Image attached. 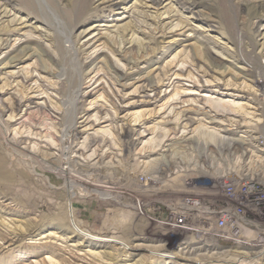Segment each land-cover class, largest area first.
<instances>
[{"label": "rangeland", "instance_id": "obj_1", "mask_svg": "<svg viewBox=\"0 0 264 264\" xmlns=\"http://www.w3.org/2000/svg\"><path fill=\"white\" fill-rule=\"evenodd\" d=\"M77 1L58 3L69 9ZM24 8L21 0H0V39L6 40L0 41V155L3 167H14L15 179L9 185L11 176L0 178V264H264L250 256L264 244L250 241L251 230L245 237L238 227H223L229 219L223 215L205 225L175 222V211L164 206L184 191L196 192L209 211L243 214L259 235L264 203L246 208L244 201L211 202L208 194L221 193L213 177L192 179L196 175L189 173L191 180L180 183L175 167L169 173L170 167L161 168L154 189L144 186L145 170L160 156L172 157L177 147L183 154L201 153L193 142L198 129L238 140L264 136V78L256 73L264 67V0H87L85 13L67 23L78 68L72 56L64 63L52 47L55 30ZM182 115L188 122H178ZM249 137L241 147L230 144V155L214 147L203 152L232 160L242 153L247 163L264 157L247 145ZM65 146L67 158L106 167L105 173L88 188L76 185L66 193L64 178L41 164L61 165ZM58 215L65 226L54 223ZM80 229L122 245L86 240ZM199 240L219 256L192 262L174 256ZM161 250L172 258L155 255Z\"/></svg>", "mask_w": 264, "mask_h": 264}, {"label": "bare ground", "instance_id": "obj_2", "mask_svg": "<svg viewBox=\"0 0 264 264\" xmlns=\"http://www.w3.org/2000/svg\"><path fill=\"white\" fill-rule=\"evenodd\" d=\"M21 1H22L23 6L25 7L24 8L25 11L28 14H31L34 17H36L37 22H40L43 26H45V28L47 30H53V31L55 30L54 41L52 43V47L56 50V52L60 56L61 61L65 63L66 62V56L70 55L73 57V59H72L73 64L76 66V68H78L80 64L77 60L76 54L74 53L75 50H74V46H73V43L71 40L72 35H71V32H69L67 30V26H68L67 23H69L70 19L74 20L73 18L76 15L81 16L85 13L87 0H79V1L75 2L74 5L71 6V8H69V9L61 8L59 3H58V0H21ZM235 10L237 13L238 9H235ZM254 15H257V14L255 13ZM238 38L240 40L243 38L242 33H238ZM0 41H2L3 43L6 42V40L3 41L1 39H0ZM0 46H2V43L0 44ZM247 57H248V60H251L253 58V56L250 54L249 55L247 54ZM241 62L245 64L244 60H241ZM256 69L258 71V72H256L258 74V76L261 79L264 78V67H257ZM65 71H66V69L64 67H62L60 69L59 74L61 73V75H64ZM259 83H260V81H259ZM155 88L153 87V89H155ZM79 90H80V84L77 83L75 94H74L75 98H73V101H72L73 106H75V104L77 102ZM201 114L207 116L206 114H203V113H201ZM188 120L189 119L186 118L185 115H182L178 119V122L179 121L188 122ZM72 121L74 122V116L72 117ZM176 126H179V124H177V122L175 124V127ZM202 127H204V126H202ZM121 132L126 136H128L129 135L128 133H130L129 131H126V129H121ZM194 133L195 134L193 136V142H195V145L199 146L202 149L201 153L197 152V154L194 156L192 154H190V155L183 154V152H180L181 148L177 147L171 151V155L173 154L172 157L169 156L166 158V157L160 156L158 159L152 161V165H151L149 170H147L145 168L146 169L145 174L146 173L147 174L144 176V178L148 177V180H144V183L145 184L147 183L144 186H148V184H150L151 186L153 184L157 185L158 180L161 179L159 177H162L160 175H162V173L164 172L163 170L165 168L170 167L169 169L165 170V172L169 173V172H172L173 168L175 167L177 171L173 175L176 174L177 178L174 177L172 179L175 180V178H176L177 182H180V180L183 178H185V179L187 178V179L191 180V178L188 177L189 173H195L196 177L193 176L192 179H199L201 177V176L198 177L199 174L202 175L203 177H205L206 175H210V177H213L212 182L215 183V187L219 188L221 193L218 196H215L213 194H208V196L210 197L209 200H211V202H213L214 200H221L223 203L233 204V203H240V202L244 201L243 205H245L244 207H246V208H248L250 206L256 207V205L258 206V205L264 203V157H262V156L257 157V158H259L258 160H251L247 163V162H245L244 159H242V157H243L242 153L240 155H238V157L236 159L233 158V160H232L228 156L224 158V157H220L218 154L213 156L211 153L208 154L207 151L203 152L208 147H214L218 153L221 152V154H222L223 151L225 153L228 151L229 146H231L230 144H232L233 146H234V144H237L239 147H241L242 145H245L246 143H244V141L245 140L247 141L246 138L249 136L241 137V138H243V140L231 139L228 137L220 136V133H218V132L217 133L209 132V131H207V129L205 127H204V129H202V128L198 129ZM263 133H264V131H263ZM69 134H70V131H69ZM166 136H163L162 138L165 139ZM249 138H250L252 143L251 144L248 143L247 145H252V147L256 148L257 152L264 153V136H260L258 138H251V136H250ZM162 142H163V139H162ZM9 143H10V141H9ZM66 143L68 144L67 140H66ZM153 143H155V142H153ZM158 143H159V145L157 144L156 146H160V142H158ZM10 144L13 148L16 147L15 144H13V143H10ZM130 144L131 143L128 140L123 141V144L121 145V147H123L124 150H126V149L128 150V148L130 147ZM162 145H163L162 146V148H163L164 144H162ZM66 148H69V147L65 146L64 149L61 150V156H63V159H62L63 161H62V164L59 166L52 165V163L48 162L47 160H41V164L46 170H49L50 172L51 171L56 172V173L60 174L59 176H62L64 178V180H63L64 181V190L66 193L67 192L71 193V190L73 188H75L76 185L85 186L88 188L89 185L87 186V184H90L89 181L90 180L92 181V178L105 173V170L107 169L106 167L105 168L102 167L103 169H101L99 167H92L91 168L88 165L87 166L80 165L77 162L71 160L70 158H67L66 154H67L68 149H66ZM193 152L194 151H192L191 153H193ZM248 152H246V153H248ZM224 153H223V155H225V156L230 155V153H225V154ZM24 154H26L29 157L31 155L30 153H27V152H25ZM192 156L194 157V159H192ZM199 157H200V159L202 158V160L204 159L205 162L200 164L199 163ZM27 158L25 157V159H27ZM4 160H5L4 157L2 155H0V178L3 176H5L7 178H10V176H11V178H13L12 171H14V167L12 166V169H8L6 167H3ZM228 166L230 167V170H228ZM162 167H164L163 170L161 169ZM113 169H114V167H113ZM246 172L249 174L245 175ZM140 173H139V175H140ZM7 181L9 183V185H10V183L15 184L14 178L8 179ZM170 181H169V183H172ZM16 182H17V180H16ZM82 182H84L85 185L82 184ZM173 182H175V184H176V181H173ZM180 183L177 185H180ZM21 184H23V183H21ZM165 184H166V182H165ZM165 184H163V185H165ZM107 185H108V183H107ZM157 187H159V186H157ZM104 188H109V187L104 186ZM152 188H153V186H152ZM159 189L162 192H168L169 191L170 193H172V190L168 189V186H167V190L163 186H162V188H159ZM150 190L147 189L145 191L150 192ZM30 192L31 191H29V194H30ZM35 192H33V195ZM94 192L98 193L100 196H104L98 190H94ZM152 193H154V192H152ZM183 193H184V195L177 202H175L173 204L172 203H166V205H164L166 207V210L168 209L169 211H175L174 212L175 216L173 218L175 222H180V221L182 222L183 220H188V219L190 220L191 219V220H195V221L197 220L199 222L203 221L201 224L205 225L206 224L204 222L205 220L211 222V219H212V221H213L212 223H215L214 222L215 218L223 215V218H229V219H226L224 221L223 227H226L227 229L229 227L230 228H237L238 227L239 229L243 230V234L245 237H248V235H249L248 231L246 229H248L249 231L251 230V232H252L251 235L253 234L252 235L253 239L250 236L251 237L250 241H252V242H255V241L263 242L264 232H262V234H259L260 236L255 235L256 233H253V232L255 231L254 229L256 227L253 226V224H251L250 221H247L246 217L243 214L242 215L238 214L234 210L227 209V208L225 210H223L224 209L223 208L220 212L219 211L218 212L217 211L216 212L209 211L210 209L206 205H204V203H202V200H200L201 201L200 203L198 202L200 199L199 194H197L196 192H191V191H184ZM120 194H121V192H120ZM27 196H28V193H27ZM79 198H85V196L78 197V199ZM203 198H205V197H203ZM74 199H76V198H74ZM101 200H105V199L103 198ZM48 203H50V202H48ZM208 203H210V202H208ZM52 204H54V203H51V208H52ZM48 205H50V204H48ZM53 207H55V206H53ZM72 207H73V203H71V208ZM71 212H72V214L74 213L73 208H72ZM262 212H264V209H262ZM60 216H62V215H58V217H57L60 219H57L55 217L56 219L54 220V223L65 226L66 223H65L63 217H60ZM221 221H223V220H221ZM75 225H77V224L75 223ZM80 230L84 232L83 236L87 237L86 240L91 239V240H94L96 242H105V243H110V244L117 245V246L122 245V243L120 241H117V239H115V238L110 237L109 239H105L99 233L94 236V235L90 234L89 232H86L82 229H80ZM244 232H247V233H244ZM261 236H263L262 239H261ZM134 248L140 249V248H143V245L137 244V245H135ZM213 250L214 249L212 248L211 243L209 244V242L207 243L206 241H200L199 240L197 242H194L193 244L189 243L182 248H178L177 254L174 256L182 258L185 261L192 262V261H197V260L203 259V258H211V257L213 258L215 256H219V253L212 252ZM154 253H155V251H154ZM208 254H210V256ZM155 255H157V256L159 255L162 258H172L169 256L170 253L163 252L162 250L157 251L155 253ZM250 256H255V257L259 258V260L260 259L264 260V244L261 248L259 246H257L256 248L254 247L251 251Z\"/></svg>", "mask_w": 264, "mask_h": 264}]
</instances>
